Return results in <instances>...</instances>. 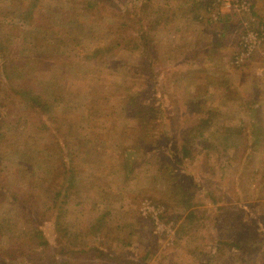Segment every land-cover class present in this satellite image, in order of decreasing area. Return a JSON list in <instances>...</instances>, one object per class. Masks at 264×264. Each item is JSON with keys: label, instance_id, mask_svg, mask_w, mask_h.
Instances as JSON below:
<instances>
[{"label": "rangeland", "instance_id": "374dc122", "mask_svg": "<svg viewBox=\"0 0 264 264\" xmlns=\"http://www.w3.org/2000/svg\"><path fill=\"white\" fill-rule=\"evenodd\" d=\"M210 1L0 0V264H264V41Z\"/></svg>", "mask_w": 264, "mask_h": 264}, {"label": "built area", "instance_id": "2783aa9c", "mask_svg": "<svg viewBox=\"0 0 264 264\" xmlns=\"http://www.w3.org/2000/svg\"><path fill=\"white\" fill-rule=\"evenodd\" d=\"M210 5H219L221 6V10H228L229 13H237L241 16L247 15L248 23L245 24L246 27L237 41L236 50L232 57L234 67L243 66L255 48L259 47L264 41L262 27L257 25L255 18L251 14L250 6L244 0H211ZM220 12L218 11L215 13V16H212V21L216 22L219 20L218 16Z\"/></svg>", "mask_w": 264, "mask_h": 264}, {"label": "trees", "instance_id": "16d2710c", "mask_svg": "<svg viewBox=\"0 0 264 264\" xmlns=\"http://www.w3.org/2000/svg\"><path fill=\"white\" fill-rule=\"evenodd\" d=\"M228 15V14H227ZM148 53H149V51H148ZM186 154V153H185Z\"/></svg>", "mask_w": 264, "mask_h": 264}]
</instances>
